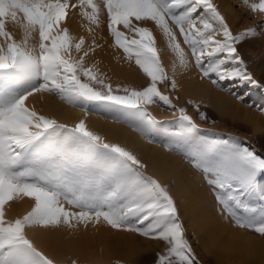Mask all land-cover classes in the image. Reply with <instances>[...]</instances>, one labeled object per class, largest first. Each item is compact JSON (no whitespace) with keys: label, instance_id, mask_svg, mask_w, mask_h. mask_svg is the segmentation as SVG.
Listing matches in <instances>:
<instances>
[{"label":"snow or ice","instance_id":"obj_1","mask_svg":"<svg viewBox=\"0 0 264 264\" xmlns=\"http://www.w3.org/2000/svg\"><path fill=\"white\" fill-rule=\"evenodd\" d=\"M240 6L264 15V0ZM69 9L79 10L89 34L106 17L113 45L142 74L141 85L113 86L87 63L101 45L93 36L86 46L84 36L70 33L63 23ZM154 31L174 54L171 74ZM260 34L257 27L234 32L213 0H0V264H60L29 232L54 237L101 223L161 244L153 264H201L189 239L200 209L188 193L149 174L136 152L90 128L86 116L62 123L27 103L45 93L85 113L103 110L181 157L199 174L221 222L264 238V202L255 200L264 187V151L202 129L198 120L216 121L194 99L174 102L178 68L181 75L194 68L201 81L231 95L226 83L264 88L241 52ZM152 106L174 119L159 120ZM24 200L30 210L10 218L12 202Z\"/></svg>","mask_w":264,"mask_h":264},{"label":"bare ground","instance_id":"obj_2","mask_svg":"<svg viewBox=\"0 0 264 264\" xmlns=\"http://www.w3.org/2000/svg\"><path fill=\"white\" fill-rule=\"evenodd\" d=\"M254 2H258V0H254ZM215 4L219 10H234L231 7L230 0H216ZM103 19L104 22L99 28H95V26H93L94 31L92 34H89L86 27H84V25H87V21L80 16L78 9L69 10L68 16L63 23L69 27L70 33L73 36L79 37L83 34L87 35L89 45L92 42L93 36L95 37L96 42L100 44L101 47L97 48L96 52L88 58L87 63L93 64L97 62L99 72L103 73L111 83L136 85L139 84L138 81H140V79L142 83V77L140 78V76H138L139 73L134 63L130 65L124 60L122 50L113 45L110 34L108 31L103 29V27L106 26V17ZM8 26L9 28H12L11 24ZM154 35L157 39V48L161 50L160 54L162 60L164 61L163 63L166 65V68L171 71V64L175 59L174 54L167 50L166 41L159 33L154 31ZM17 38L19 39V34L17 35ZM179 70L180 69L178 68L177 71ZM183 74V76L177 77V79L180 87L185 91V93L191 94L194 98L202 101H207L208 98L210 99L212 97L214 105L219 112L232 113L234 110L232 101L228 97L224 96L223 93L221 94V92L214 91L211 84H209L207 80L201 81L192 70L184 72ZM262 94L264 93L262 92ZM262 96L264 97V95ZM57 99L58 98L52 100L47 95L43 94L37 95L34 99L29 98L27 103L35 104L38 109H42L45 113L54 116L60 122L68 124L74 123L75 121L77 122L82 116H84V114H86V122L90 128L104 135L106 139L126 145L128 148L138 153L141 156L140 158H143L146 161L149 170L155 176L165 179L166 182L168 178L173 177L175 179L173 180L175 182L174 191L183 190L188 193L192 202H194V204L200 209V216L196 227V236L200 240V244L203 248L206 247L208 252L213 254H225L227 256L238 255L239 257L247 260L250 264H264V239L254 238L253 235L243 231L234 230L227 224L221 222L216 216L214 209L211 207L212 202L209 200V194L203 186L200 176L191 172L190 167L188 168V166H184V164L180 163L177 158L171 157L160 147H156L157 144L156 146L155 144H148L145 139L138 137L128 128L121 126L118 123L103 119L101 114L99 115L93 113V108H91L89 112L85 113L80 109L72 108L71 106L60 102L59 99ZM28 209L30 210V202L27 200L20 201L19 203L12 202L11 207L8 208L7 215L10 218L24 215ZM101 225H97V227H95L98 236L105 241L107 240L106 235H108L107 228ZM89 226L91 227V225ZM93 229L94 226L91 230ZM66 232L68 233L71 231L67 229L62 230L56 233L54 237L49 234L36 231L34 236L36 239L40 238L39 240H41L45 250H48L49 253L53 254L57 247L62 244L63 236L67 235ZM83 232H86V229ZM68 235H71V233ZM83 237H85V235H83ZM80 242L81 240L74 241L65 248L67 252H74L76 255L88 257L85 258L86 261L83 259L85 263L82 264H104L106 262L105 258L114 257L115 255L116 257L122 256L124 252L133 253L137 251L136 245H134V242H132L130 238H116V240L110 245L104 244L101 241V243H99L98 241V243L101 244V246L99 245V248L102 247L103 251L107 253L106 257L99 254L103 257L101 259L100 256L99 258L96 257V255L100 253L98 247L91 248L92 243H90L88 244V248L83 249L79 245ZM123 245L126 246V250L121 252L118 248ZM114 248L115 250L113 251ZM97 251L99 252L97 253ZM72 260L73 259L70 261Z\"/></svg>","mask_w":264,"mask_h":264},{"label":"rangeland","instance_id":"obj_3","mask_svg":"<svg viewBox=\"0 0 264 264\" xmlns=\"http://www.w3.org/2000/svg\"><path fill=\"white\" fill-rule=\"evenodd\" d=\"M72 2H75V1H72ZM213 3L215 4L216 0H213ZM230 4H231V7L234 9L233 11H229V10H225V9L224 10L222 9L219 11L228 20V22L232 26L234 32H237V31H239L245 27H257V31L259 33H261L260 35H258V37L255 40L244 45L241 48V52L244 55V59L249 64V70L252 71L255 78L257 80H259L261 84H264V32L261 31L262 29H264V23H261V21L264 20V15L253 16V14H251L247 8L240 6L241 0H230ZM69 10H71V9H69ZM69 10H68V12H69ZM103 29H105L107 31L106 26H104ZM82 36H84V38L86 40V46L89 45L87 35L83 34ZM185 51H188L186 46H185ZM189 57H190V52H189ZM95 63H96V65H98L97 62H95ZM165 67H166V65H165ZM191 70L194 71L197 75V72L194 68H192ZM168 71H169V74H171V71L170 70H168ZM138 73L140 74V75L138 74V76H140V78H141L142 74L140 72H138ZM177 73H178L177 77H181L184 75V74L183 75L180 74L181 73L180 70L177 71ZM138 83L139 84H136V85H134V84H127V85L139 86L143 83V81L141 83V79H140V81H138ZM209 84H211V83L209 82ZM115 85L116 84H113V86H115ZM211 87L213 88L214 91L221 92V94L223 93L224 96L228 97L232 101V105L234 108L232 113H228V112L221 113V112H219V110L214 105L212 97L210 99L208 98L209 100L207 99V101H202V100L194 98L193 96H191V94L185 93V91L182 90L181 87H179V91H178V95H179L180 99H179V101H174V102L178 103L179 106H185L186 101L188 99H194L197 103H199L201 105L202 110H205L208 113V115L213 120L216 121L215 124H211V123H205V122L198 120L197 122L201 125L202 129H210V130L219 132V133L224 134V135L231 133L233 135L239 136L241 139L245 140L248 144L253 145L256 148L264 151V147H262V146H264V97L262 96V95H264V94H262V92L264 93V88H257V87H254L252 85H244V84L233 87L231 85V83H226L224 85V87L231 88V91L233 93H235V95H231L227 92L221 91L219 88H216L213 85H211ZM44 95H47V94L45 93ZM236 95H242L244 97V102L241 103L240 101H238L236 99ZM48 97H50L52 100H55V97H51V96H48ZM188 107H189V111L192 112L191 106H188ZM93 109H94V111H92L93 113L99 114V115L101 114L103 116L102 117L103 119H106L108 121L113 122V118L111 117V115H109L105 111L100 110V109H96V108H93ZM151 110L153 111V114L156 115L157 118L161 121H171L172 119H174L172 112L168 109L158 108L156 106H152ZM85 116H86V114H84V116H82L81 118H83ZM118 124L128 128L134 134H136L138 137H140L139 134L137 132H135L128 125L123 124V123H118ZM255 125H256V127H255ZM155 146H156V144H155ZM156 147H158V146H156ZM168 154L171 157L177 158L180 161V163L184 164V166H186V167L188 166V168L190 167L187 163H185L181 159V157L176 156L175 154L172 155V153H168ZM141 159L146 163V161L143 158H141ZM148 170H149V168H148ZM190 171L196 175L198 174L191 167H190ZM148 172H149V174H153L150 170ZM161 180L166 182L165 179H161ZM173 180H175V179L173 177H170L167 179V182L175 183ZM209 200H210V202H212L210 195H209ZM255 200L258 202H264V187H262L258 190L257 195L255 197ZM28 211H29V209H28ZM19 216H22V215H19ZM101 224H100L101 226L107 228V233H108V235H106L107 240L103 241L102 238L98 236V233L96 231L97 226L96 227L94 226V229L91 230L93 225L89 224V225H91V227L88 225V227L86 228V232H83V231H85V229L83 227H80L81 229L79 228L77 230H74L75 232L74 231H71L68 233L66 232L67 235H65V233H64L65 236H63L62 244L59 247H57L56 251L53 254H51V253H49V254L56 256V258L60 262V264H71V261H70L71 259L78 261L77 264H82V263H85V261H86L85 258H88V257H84L83 255H76V254H74V252L68 251L69 252L68 253L66 251V248H65L67 245L72 244L74 241L81 240L79 245L83 249L88 248L89 247L88 244H90V243H92L91 248H94V247L99 248V245L101 246V244H99V243L102 242L104 244L110 245L116 240V238L118 239L119 237H121V238H130L132 240V242H134V245H136L137 251H135L133 253H127V252H124L126 250L125 245L119 246L118 250H120L121 252H124V254L122 256L116 257V255H115L114 257L105 258L106 262L107 261H109V262H107V263L105 262L104 264H117V261H119L120 264H153L156 253L159 252L162 248L161 244H158L155 241H151V240L139 237L135 234L116 232L114 230H111L107 226H105L103 223H101ZM234 230H236V229H234ZM87 231L89 234L87 233ZM239 231H242V230H239ZM76 232H78V233H76ZM243 232H245V231H243ZM30 233L31 232H29L30 238L34 239L38 244H40L41 247H43L41 240H39L40 238L36 239V237L34 236V234H36V232H32L31 234ZM70 233H71V235H68ZM245 233L253 235L250 232H245ZM82 234L85 235V237H83ZM253 237L264 239V238H261L257 235H253ZM189 239L191 240V242L193 243V246L196 249V253H197L198 258L201 261V264H250L247 260L239 257L238 255L227 256L225 254L219 255V254L209 253L206 247L205 248L202 247L198 237L197 236L193 237L191 235V229H190V233H189ZM98 241H99V243H98ZM103 247H104V245H103ZM43 248L45 249V247H43ZM98 250L100 251V253H98L99 251H97L98 255H96V257L99 258V256H100L99 254H101V256H103V257H106L107 253L103 251L102 247H100ZM114 250H115V248L113 249V251ZM45 251L48 252V250H45ZM101 256H100V258L102 259L103 257H101ZM80 259H81V261H80Z\"/></svg>","mask_w":264,"mask_h":264}]
</instances>
